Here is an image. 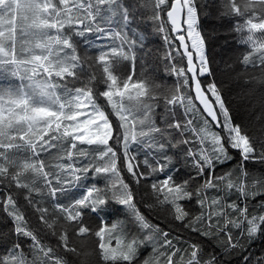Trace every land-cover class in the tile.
<instances>
[{
	"label": "snow or ice",
	"instance_id": "obj_1",
	"mask_svg": "<svg viewBox=\"0 0 264 264\" xmlns=\"http://www.w3.org/2000/svg\"><path fill=\"white\" fill-rule=\"evenodd\" d=\"M0 264H264V0H0Z\"/></svg>",
	"mask_w": 264,
	"mask_h": 264
},
{
	"label": "trees",
	"instance_id": "obj_2",
	"mask_svg": "<svg viewBox=\"0 0 264 264\" xmlns=\"http://www.w3.org/2000/svg\"><path fill=\"white\" fill-rule=\"evenodd\" d=\"M225 40H227L229 42H231V40H232L231 36L228 35V31L226 28L220 30L219 36H218L217 40L214 42V46H215V44H221V45L224 44ZM237 106L241 110V114L245 115L246 113L244 110L247 107L246 101L244 99H239L237 101Z\"/></svg>",
	"mask_w": 264,
	"mask_h": 264
}]
</instances>
